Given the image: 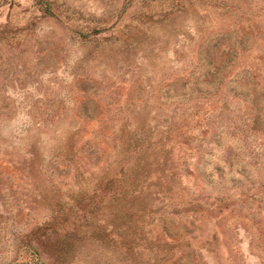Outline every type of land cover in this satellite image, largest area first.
Listing matches in <instances>:
<instances>
[{"label": "rangeland", "instance_id": "1", "mask_svg": "<svg viewBox=\"0 0 264 264\" xmlns=\"http://www.w3.org/2000/svg\"><path fill=\"white\" fill-rule=\"evenodd\" d=\"M0 264H264V0H0Z\"/></svg>", "mask_w": 264, "mask_h": 264}]
</instances>
